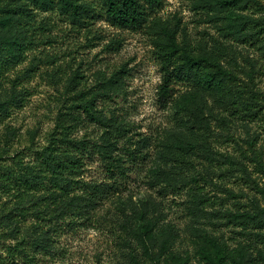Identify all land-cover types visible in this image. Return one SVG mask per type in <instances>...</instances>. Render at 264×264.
Wrapping results in <instances>:
<instances>
[{
  "label": "rangeland",
  "instance_id": "1",
  "mask_svg": "<svg viewBox=\"0 0 264 264\" xmlns=\"http://www.w3.org/2000/svg\"><path fill=\"white\" fill-rule=\"evenodd\" d=\"M238 1L163 0L158 17L173 28L179 25V34L189 35L195 45L207 42L210 46L217 39L228 54L225 60L231 64L236 61L243 81L252 75L264 96V22L253 29L246 23L243 31L254 34L244 38L234 35L236 31L230 27L238 24L241 14L256 20L264 17V9L250 1L249 9L240 10ZM257 1L264 5V0ZM220 3L226 11L217 15L213 10ZM36 18L45 28L40 45L5 74L8 80L1 79L4 91L0 94L5 95L11 91V81L20 77L16 91L22 93L24 101L12 106L10 116L0 120V154H13L33 140L43 145L64 94L96 88L101 75L109 78L119 71L123 72L125 92L112 101H102L100 109L106 117L115 109L122 110L120 113L135 124V132L147 139L144 156L137 164L126 165L128 179L122 192L100 201L90 217L80 219L71 230L66 226L50 254H38L39 264H264L262 253L253 248L257 245L264 252V243L246 235L253 229L245 230L239 222L222 217L228 212H253L255 205L264 208V118L243 113L232 116L215 105V112L226 118V124L212 122L219 139L213 146L243 166L219 177L220 170L231 167L226 164L220 169L214 163L213 180L218 186L206 187L216 197L214 204L206 206L210 215L205 219L201 213L194 214L189 194L166 193L153 179L160 141L164 131L174 126L173 109L158 102L161 72L153 31L122 30L101 19L90 27L74 28L58 13L37 11ZM195 162L203 173L204 166L210 165L201 157ZM85 176L89 180L105 178L98 160L88 162ZM217 210L222 215H214ZM4 246V239H0V250Z\"/></svg>",
  "mask_w": 264,
  "mask_h": 264
},
{
  "label": "trees",
  "instance_id": "2",
  "mask_svg": "<svg viewBox=\"0 0 264 264\" xmlns=\"http://www.w3.org/2000/svg\"><path fill=\"white\" fill-rule=\"evenodd\" d=\"M241 1L237 4L240 10L249 9L250 1L264 9L257 0ZM162 6L163 0H0V91H4L1 79L5 74L40 45L45 28L36 18L37 11L58 13L74 28L90 27L101 19L122 30L151 29L161 72L158 102L174 111V126L164 131L160 141L159 165L153 179L166 193L189 194L194 214L201 213L206 219L210 215L206 206L214 204L216 197L206 187L218 186L213 180L214 163L220 169L226 164L231 167L220 170L219 177L243 166L213 146L219 139L212 122L226 124V118L215 112V105L232 116L243 113L264 118V96L252 75L243 81L236 61L231 64L225 60L228 54L217 39L210 46L207 42L195 45L189 35L179 34V25L173 28L161 21L158 13ZM213 11L220 15L226 10L220 3ZM239 16L238 24L230 27L240 38L254 34L243 31L246 23L253 29L264 22V17ZM121 73L109 78L101 75L96 88L64 94L43 145L33 140L13 154H0V239L5 245L0 250V264H39L38 254H50L66 226L71 230L80 219L89 218L100 201L122 192L128 179L126 165L137 164L144 156L147 139L135 132V124L120 113L122 110L115 109L106 117L100 109L102 101H112L125 92ZM19 80L11 81L9 92L13 96L8 91L0 94V120L10 116L12 106L24 101L22 93L16 91ZM181 86L184 90H179ZM200 157L210 163L204 166V173L196 167L195 160ZM94 160L102 166L103 180L85 176L88 162ZM220 214L221 210L214 213ZM222 217L239 222L245 230L253 229L246 235L264 243V208L255 205L253 212H228ZM253 248L264 258L260 247ZM205 256L211 260L210 254Z\"/></svg>",
  "mask_w": 264,
  "mask_h": 264
}]
</instances>
